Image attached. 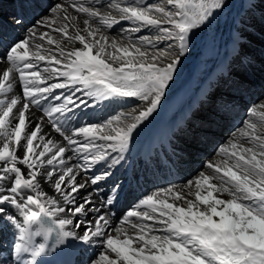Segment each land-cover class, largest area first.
<instances>
[{"label":"snow or ice","instance_id":"6c2138e0","mask_svg":"<svg viewBox=\"0 0 264 264\" xmlns=\"http://www.w3.org/2000/svg\"><path fill=\"white\" fill-rule=\"evenodd\" d=\"M228 3L48 0L31 24L14 21L23 33L14 38L0 21V264H264V99L207 171L146 194L116 225L102 211L136 179L113 177L196 33ZM117 25L127 34L120 39L108 34ZM144 29L155 31L134 38ZM17 87L20 94L9 95ZM129 98L141 103L103 121L76 116ZM32 108L43 112L36 122ZM45 124L62 139L46 138ZM74 156L83 163H70Z\"/></svg>","mask_w":264,"mask_h":264},{"label":"bare ground","instance_id":"6f19581e","mask_svg":"<svg viewBox=\"0 0 264 264\" xmlns=\"http://www.w3.org/2000/svg\"><path fill=\"white\" fill-rule=\"evenodd\" d=\"M150 1L151 0H148V2ZM38 5L40 8L42 6V3L29 4L23 2V0H9V3H4L2 0H0V21H2L3 23L5 36L7 38H11V33H13V35H22V29L20 27H16L14 21L18 17H22L25 24H31L34 20L33 10H37ZM224 15V11L219 14V16H222L220 17L221 19L225 17ZM234 21L235 23H237V19H235ZM121 23L125 28L131 26L126 21ZM119 29L120 25H117L113 29L108 30L109 36H115L116 38L120 39L123 36L127 35L126 33L120 32ZM211 29H216L215 23H212L210 27L196 33L195 40L190 45V52L183 58L182 62L178 66L177 71L174 74V79L166 90L165 96L162 99L159 107L152 114V116L136 131L131 143L130 151L127 153L126 161L124 162L122 167L115 170L116 175L115 177H113V179H116L117 177L121 179H123L124 177L131 178L133 176L136 177V179L125 180L123 193L120 197L119 202L112 206H108L106 209H102V211L110 212L113 225L118 224L120 218H122V216L128 210H130L140 198H142L146 194H150L159 188L168 187L170 185L182 186L188 180L195 178L199 172L207 171L205 167L207 164L206 159H209V156L207 154H205L204 157L202 156L203 158H198L191 155L188 159L184 157H174L173 155H171V153L169 154L168 152H165V148L171 145V141H174L173 139H170L169 134H171L172 125L176 123V120L179 119L177 116L183 111L187 113L186 110L195 107L197 98L202 95V91L205 87H209L210 82L211 84H214L213 88H215L217 78L223 75L221 69L228 66V57L225 56L230 50H232L231 47L235 46L233 45V43L237 42V35H233L231 40L227 42V45L224 46L223 43L221 45L222 47L213 49L211 53H209L208 51H205L203 53V50L201 48H204L203 46L207 45L210 41L211 37L209 36L208 32H210ZM154 31L155 30L149 31L148 29H144L142 30V33L134 34V38L135 36L141 34L146 35V33ZM203 33L204 36H201L204 37L205 41L203 44H200L201 42L199 43V34ZM210 34H214V32H210ZM197 48L199 49V51L197 50ZM254 52H256V54L264 56V53H261V49H259L258 47H254ZM43 66L44 63L42 62L41 67ZM0 67H3V65H0ZM178 77L181 78L180 83H176ZM226 79L230 81L229 76L226 77ZM14 94H20V89L18 87L14 89L13 93H9V95ZM234 94V97H237L239 95H247V93H243L241 91L235 92ZM53 102L56 103V101ZM254 102L255 101L251 100L248 101V109L251 107V105L254 104ZM139 103L141 102L135 100L134 98H129L121 103L101 105L95 109H82L80 111H77L76 116L80 117L82 122H87L90 120L93 122H100L120 112L130 111ZM238 109L240 110V108L236 109L237 112ZM31 111L32 113H35V117L30 116V119H33L34 122H36V118L43 116V112L37 110L36 108H32ZM183 118L184 115L180 117V121ZM46 119L47 118L45 117V120ZM239 120L241 121L238 122L234 127L228 129L229 131L226 132L227 136L223 137V141H228L233 135L236 134L237 129L242 126V121H244L245 119L243 118ZM212 127L214 128L213 125ZM181 128L182 126L179 130H181ZM42 134H44L46 138H51L57 141L62 139L61 137H59V134L54 132L51 125L48 124H45ZM191 135V137L200 138L199 132L191 133ZM192 141L196 142L195 139H192ZM224 144L223 142H219L211 147V150L209 151L212 159L216 158L218 148ZM69 155H71V153H69ZM77 162L83 163L82 160L78 161L74 156L73 160L70 163ZM166 165L173 167V169L174 167L175 169L177 168L176 170H174V172L176 171L175 175L178 176V179H175L174 177L171 178L170 173L166 171L162 173L161 176L153 178V175L156 172L154 168L153 172L152 170L148 171V174H153L152 177L148 178V180L145 175H142L143 171L147 170L148 168L157 166L158 170H160L163 169ZM93 170L95 171V169ZM189 172L194 173L192 175L189 174ZM84 175L90 176L91 172L84 173ZM42 187L49 195L58 197L59 194L55 193L54 190L49 187V185L42 184ZM106 192L107 187L102 186L101 192L99 194H94L98 195L99 197L97 203L104 199V193ZM127 194L129 195L124 199ZM131 198H134V200L132 201ZM11 239V232L5 233V250L7 249L8 242L11 241ZM92 251L93 249L90 248L88 250V254H91ZM2 254L7 255V251H4Z\"/></svg>","mask_w":264,"mask_h":264},{"label":"rangeland","instance_id":"374dc122","mask_svg":"<svg viewBox=\"0 0 264 264\" xmlns=\"http://www.w3.org/2000/svg\"><path fill=\"white\" fill-rule=\"evenodd\" d=\"M2 1L9 3V0ZM47 2L48 0H44V4L42 3L40 8L38 5L37 10H33L34 20L47 7ZM150 2L158 3L160 0H151ZM262 9H264V6L251 9L249 0H229L228 7L224 10L225 17L221 19L220 17L222 16L218 15L215 18L213 23H215L216 29L218 28L217 32L216 29H211L210 32H214V34L208 32L211 37L208 44L203 46L204 48L198 47L203 50V53L205 51L211 53L213 49L222 47L223 43L224 46L227 45V42L231 40L233 35L238 36L241 31L244 35L241 39H236L235 46L231 44L232 50L227 53L228 56L226 55L228 57V66L221 69L223 75L217 78L215 88H213L214 84L210 82L209 87H205L202 95L197 98L195 107L185 113L181 121L178 120L172 125V131L169 136L174 141L169 139L171 145L165 148V152L171 153L174 157L188 159L191 155L203 158L207 154L209 159H206V162L212 160L209 151L211 147L219 142L226 143L227 141H223V137L227 136L226 132L229 131L228 129L235 126L239 119L247 118L248 101L258 102L264 99V56L254 52V47H258L261 49V53H264V19H262ZM235 19H237V23H235ZM153 33L148 32L146 35H152ZM201 35L204 36V33L199 34V43L203 44L205 40ZM16 36L11 33V38ZM240 44L244 45L242 49ZM198 48L197 50L199 51ZM228 76L230 77V81L226 79ZM180 80L181 78L178 77L176 83H180ZM237 90L247 93V95L234 97V93L238 92ZM237 108H240L238 112ZM181 126V130H179ZM197 132H199L200 138L191 137V133ZM192 139H195L196 142L192 141ZM166 166L163 168L164 170H158L157 166L148 168L143 171L142 175H145L148 180L153 175L152 173L148 174V171L152 170L153 172L154 168L156 172L153 178L161 176L166 171L170 173L171 178L178 179V176L175 175L176 171L174 172L177 168L175 169L174 167L173 169L169 165ZM193 173L189 172L192 175ZM131 200L133 201L134 198H131Z\"/></svg>","mask_w":264,"mask_h":264}]
</instances>
